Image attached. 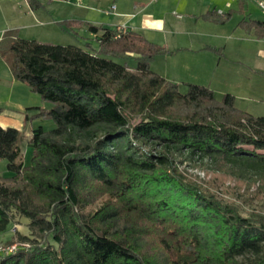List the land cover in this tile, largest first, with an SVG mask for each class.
<instances>
[{
	"label": "trees",
	"instance_id": "1",
	"mask_svg": "<svg viewBox=\"0 0 264 264\" xmlns=\"http://www.w3.org/2000/svg\"><path fill=\"white\" fill-rule=\"evenodd\" d=\"M244 24L264 35V20ZM85 27L94 44L43 43L16 29L1 36L13 78L50 103L36 116L55 125L32 130L28 164L21 132L0 126L10 172L0 175V233L24 219L16 240L29 244L0 264H264V216L243 214L178 169L206 164L253 181L264 210V116L205 85L181 92L150 67L171 51L138 31Z\"/></svg>",
	"mask_w": 264,
	"mask_h": 264
},
{
	"label": "rangeland",
	"instance_id": "2",
	"mask_svg": "<svg viewBox=\"0 0 264 264\" xmlns=\"http://www.w3.org/2000/svg\"><path fill=\"white\" fill-rule=\"evenodd\" d=\"M38 1L40 4L37 7H30L27 0H0V33L18 29L20 35L27 39L50 44L80 45L87 42L84 36L90 34L86 23L115 26L130 22L136 16V22L142 24L143 15L138 10L146 7L145 14L164 20L163 30L155 33L156 40L162 43L156 41V44L171 51L156 56L150 65L152 70L177 83L181 92L186 91V83L203 84L213 91L216 99H221L226 93L231 94L238 109L255 116H264V35L259 37L254 27L244 24L250 18L264 20V0ZM213 8L218 10L219 17L226 16L223 23L204 19L207 10L212 11ZM69 20H78L83 24L72 29L67 25ZM184 22L188 25L185 33H178L175 28ZM88 38V42L95 43L92 36ZM189 39L193 41L188 42ZM164 42L168 45H164ZM201 43L206 45L202 47ZM182 46L186 50L176 53ZM8 57L11 59V55ZM116 60L123 62L122 59ZM129 64L134 63L130 61ZM30 92L37 102V107L31 109L29 114L33 124H40L44 130L52 129L55 124L51 118L36 116L38 108L48 109L50 103ZM22 136L23 162L28 164L31 157L30 148L26 145L28 136ZM178 166L180 171L189 174L202 188L232 204L243 214L257 213L264 216V210L260 209L262 195L254 194L257 183L212 171L206 164L189 165L183 162ZM9 174L5 160L0 159V175ZM18 233H27L24 219L12 223L5 232L0 233V246H13L14 250L18 247L27 248L28 243L16 240ZM153 245L158 246L156 243ZM157 246H151L150 250L157 252L156 249L160 248Z\"/></svg>",
	"mask_w": 264,
	"mask_h": 264
},
{
	"label": "crops",
	"instance_id": "3",
	"mask_svg": "<svg viewBox=\"0 0 264 264\" xmlns=\"http://www.w3.org/2000/svg\"><path fill=\"white\" fill-rule=\"evenodd\" d=\"M145 8L138 10V12H140V14L143 15L142 24L141 22L140 24H138V22H136V16H133L130 19V22L121 25H115V26L108 25V26L116 27L121 30L129 29V30L138 31L146 39L156 43L157 40L155 38V33L163 30L164 20L156 19L150 14H145V10H146ZM213 9L216 11V13L218 12L216 8ZM187 26L188 25L184 22L182 24H178L175 29L176 31H178V33H185L184 31L186 30ZM16 30L19 37L27 39L22 35H20L18 29ZM4 31L0 33V39ZM91 36H92L91 34H87L84 36L87 39V42L89 41L88 37ZM192 41L193 40L191 39L188 40V42H192ZM157 43L161 44L162 42L157 41ZM164 45L167 46L168 43L164 42ZM205 45L206 44L201 43L200 46L204 47ZM183 50H186L184 46H182V48H178L176 53L181 52ZM153 71L160 74L164 78H168L167 76L156 70ZM199 85H203V84H199ZM36 103L37 102L32 96L29 87L25 83L13 78L11 71L9 69L8 55L7 56L0 55V126L1 127L10 126L16 128L21 132V134L27 135L28 136L27 140H28V138L32 133V130L38 126H41L40 124L35 126L32 122L33 118L29 116V114L32 112L31 109L37 107Z\"/></svg>",
	"mask_w": 264,
	"mask_h": 264
},
{
	"label": "built area",
	"instance_id": "4",
	"mask_svg": "<svg viewBox=\"0 0 264 264\" xmlns=\"http://www.w3.org/2000/svg\"><path fill=\"white\" fill-rule=\"evenodd\" d=\"M231 1H236V0H231ZM261 7H263L262 3H260ZM11 251H14V247H2L0 246V255L1 254H4V253H8V252H11Z\"/></svg>",
	"mask_w": 264,
	"mask_h": 264
}]
</instances>
